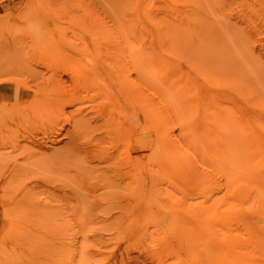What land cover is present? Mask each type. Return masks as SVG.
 <instances>
[{"label":"rangeland","instance_id":"rangeland-1","mask_svg":"<svg viewBox=\"0 0 264 264\" xmlns=\"http://www.w3.org/2000/svg\"><path fill=\"white\" fill-rule=\"evenodd\" d=\"M114 56L155 111L125 101ZM243 128L264 135V0H0V264H264Z\"/></svg>","mask_w":264,"mask_h":264},{"label":"bare ground","instance_id":"bare-ground-1","mask_svg":"<svg viewBox=\"0 0 264 264\" xmlns=\"http://www.w3.org/2000/svg\"><path fill=\"white\" fill-rule=\"evenodd\" d=\"M123 56V55H122ZM118 57V56H117ZM112 57V59H111V63H112V66H108L107 65V67H108V69H107V71H108V73L109 74H114V75H116L117 77H118V79H119V82H120V87H122V91L124 92L122 95L124 96V99H125V101L127 102V103H129L130 105H132L133 107L134 106H137V107H140V106H142L144 109H146L145 111H144V116H147L146 115V113H149V111H150V113H151V110H154L155 111V109H154V107H153V103H152V100H151V98H150V95L149 94H142L141 93V90H140V88H139V86H138V83L134 80V79H131L128 75H127V72L126 71H128V69H125V67H127L126 66V60H125V62H124V60L123 59H121L122 57ZM110 60V59H109ZM134 60V59H133ZM109 65H111V64H109ZM180 77L181 76H179L178 78L180 79ZM183 79V78H182ZM185 79H186V77H185ZM184 79V80H185ZM188 79V78H187ZM184 80H182V81H184ZM174 81H177V80H174ZM181 81V82H182ZM178 82V81H177ZM185 82L186 81H184V83H183V85L185 84ZM180 83V82H179ZM174 84V83H173ZM187 84V83H186ZM181 86H182V84H181ZM186 88V90H187V88H190V89H192L191 90V92H193L194 91V86H192V85H188V87L186 86V85H184ZM190 86H192L193 88H191ZM206 91H209V89L208 90H206ZM212 91V90H211ZM210 91V92H211ZM187 92V91H186ZM188 92H190V91H188ZM196 93V92H195ZM209 93V92H208ZM215 95H216V93H214ZM214 95V96H215ZM196 97V96H195ZM199 97V96H198ZM207 97H208V95H207ZM213 97V95H212V93H211V95H210V100H209V98L207 99V103H204L205 101V95H203L202 96V98H203V101L204 102H202V105L201 106H205L206 104H211V103H208V100H209V102H212L211 100H213V102H212V104H214L215 102H216V100L214 99V98H212ZM220 97V96H219ZM192 98V97H191ZM201 98V97H200ZM202 98H201V100H202ZM216 98V97H215ZM221 98V97H220ZM193 99V98H192ZM227 100V101H226ZM219 101H221V99L219 100ZM219 101H217V103H215V105L216 106H213V108H214V110L216 109V114L217 115H219L220 117H222V118H226L225 120H227V117H228V119H236L238 122H240V120H241V116L238 114L239 112L238 111H236L235 109L236 108H234V106H233V104H231L232 102L231 101H229V99H223L222 98V101L220 102V104H218L219 103ZM231 102V103H230ZM193 108V107H192ZM117 109H120V110H122V111H124L125 112V114H127L129 117H130V115H132L133 113H134V110H130L129 111V108H122L119 104L117 105ZM197 110V109H196ZM192 111V110H191ZM194 111H195V109H194ZM196 112V111H195ZM238 112V113H237ZM239 115V116H238ZM242 115V114H241ZM152 116H153V120H156L157 119V121H159L160 120V117H159V114L158 113H154V114H152ZM238 116V117H237ZM243 116H245V115H243ZM202 117H204V120H202L201 119V121H199V122H194V123H192V128H193V130H196L197 129V126L200 124L201 126L203 125V124H207V116L205 115V114H203V116ZM230 117V118H229ZM131 118V117H130ZM238 118H240V120L238 119ZM204 121V122H203ZM181 124H182V127L181 128H186V126H187V124L186 123H184L183 121H181ZM213 124V123H212ZM221 124H222V122H221ZM242 127H243V125H242ZM245 127H247V126H245ZM249 128V127H248ZM247 128V129H248ZM243 130L244 131H242L241 133H243V136L245 137L244 139H245V142H246V147H247V159H248V161H250L251 162V160H253L254 159V157L256 156L255 155V149L257 150V149H259L260 151V155L261 154H264V137H261V135H260V133H258V131H246L244 128H243ZM249 130V129H248ZM204 134V133H203ZM158 135H160V136H158ZM262 136H264V135H262ZM157 137H160V138H162V137H165V142H166V144H167V148H169V149H171V145H172V147L174 148V151H173V155H171V157L170 158H172V162L171 163H176V164H179V167H181V165L183 164V166H184V163H185V168L187 169V170H189V172L190 173H192V174H196V172H197V170H196V167L198 166V164H193L191 161H190V159H189V154L185 151V149H183L179 144H177L171 137L172 136H170L165 130H162V129H159L158 128V131L155 129L154 131H153V137H152V139H151V141L154 139V138H157ZM147 138H151V136L149 135ZM146 138V139H147ZM150 141V142H151ZM257 152V151H256ZM151 154L152 155H157V152H156V145H154V144H152V142H151ZM239 153H233V157H232V155H231V157L232 158H236L237 157V155H238ZM179 158V159H178ZM231 158V159H232ZM177 159V160H176ZM251 159V160H250ZM234 161V160H233ZM254 161V160H253ZM137 161H136V159H134V160H132L131 161V163H132V165L135 167L136 165H137V163H136ZM262 162H264V157H262ZM249 163V162H248ZM173 166L172 167H176V169H177V166H175L174 164H172ZM184 167H182V168H184ZM173 168V169H174ZM198 168V170H199V167H197ZM179 169V168H178ZM201 171V170H200ZM202 172V171H201ZM200 174V173H199ZM202 174H205V173H201V175ZM198 175V174H197ZM133 177H134V175H133ZM26 192V191H25ZM33 192H35V191H33ZM20 194V193H19ZM27 194V193H26ZM25 195V194H24ZM32 196H33V194H31ZM26 196V195H25ZM35 196V195H34ZM17 198H18V195L16 196ZM15 197V198H16ZM250 198L251 197V193H250V191L249 192H247V198ZM28 200V199H27ZM17 201V200H16ZM13 202V201H12ZM35 202H36V200H35ZM26 203V202H25ZM28 205H29V203H28ZM35 206V205H34ZM14 207V206H13ZM9 208H10V206H9ZM9 208H6V210L7 209H9ZM16 208H17V206H16ZM40 208V207H39ZM19 209V208H18ZM24 209V208H23ZM15 210V209H14ZM46 210V209H45ZM10 211H12V207H11V209H10ZM22 211V210H21ZM33 211V210H32ZM13 212H15V211H13ZM30 212H31V210H30ZM52 212V211H51ZM2 213H4V212H2ZM22 214V213H21ZM23 215V214H22ZM15 216H16V214H15ZM20 216V215H19ZM18 240V239H17ZM46 242V241H45ZM50 242V241H49ZM45 246V245H44ZM53 247V246H52ZM56 248V247H55ZM53 251V250H52ZM20 257V256H19ZM22 259V258H21ZM15 261H16V259H15ZM14 261V262H15ZM18 261V260H17ZM30 262V261H29ZM26 263V262H25Z\"/></svg>","mask_w":264,"mask_h":264}]
</instances>
